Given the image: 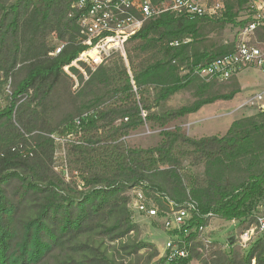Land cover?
I'll return each mask as SVG.
<instances>
[{
    "label": "trees",
    "instance_id": "16d2710c",
    "mask_svg": "<svg viewBox=\"0 0 264 264\" xmlns=\"http://www.w3.org/2000/svg\"><path fill=\"white\" fill-rule=\"evenodd\" d=\"M164 2L151 0L155 7ZM243 6L226 0L218 16L162 13L147 20L128 40L125 60L116 54L94 72L87 69V80L71 68L78 76L73 94L63 67L83 47L76 18L68 17L71 0H0V264H151L158 250L138 240L127 208L136 187L161 210L191 199L202 216L252 221L264 191V109L233 121L223 136L167 130L239 93L236 76L206 82L194 72L233 52L236 37L224 35L247 24ZM53 34L65 45L51 57ZM255 35L264 44V27ZM181 91L191 94L189 106L156 112ZM85 113L91 114L80 121L83 144L67 150L70 169L80 167L88 186L78 192L53 171L48 136L75 131ZM146 125L161 129L160 143L128 147L125 139ZM185 163L201 173L187 177ZM212 247L207 258L193 250L180 264H250L257 250L256 263L264 264L261 241L244 255L234 245Z\"/></svg>",
    "mask_w": 264,
    "mask_h": 264
},
{
    "label": "built area",
    "instance_id": "2783aa9c",
    "mask_svg": "<svg viewBox=\"0 0 264 264\" xmlns=\"http://www.w3.org/2000/svg\"><path fill=\"white\" fill-rule=\"evenodd\" d=\"M225 1L166 0L160 7H155L151 0H71L68 17L76 18L78 33L75 37L83 50L69 65L63 67V71L78 86L71 68L78 69L82 78L87 80L89 77L87 69L94 72L99 66L107 64L116 54L125 60V46L128 40L147 20L162 13L190 20L214 17L222 14ZM242 1L248 22L239 31L233 52L195 70L194 73L199 79L206 82L211 80L226 82L248 68L264 70V44H260L255 35L257 29L264 27V0ZM52 38L55 48L49 56L54 57L63 49L65 42L57 41L55 34ZM171 45L177 46L178 42ZM262 96L263 94L253 96L239 107L258 106ZM90 114L85 113L81 118H77L75 131L65 136L56 134L48 136L54 145L53 171L59 174L65 183L73 184L78 192H85L88 186L83 180L80 167L70 169L67 150L71 145L83 144L80 141V121ZM119 122L118 120L115 124ZM127 208L134 224L138 225L135 217H140L146 222L159 223L162 226L166 241L153 258L152 264H180L190 257L193 250L207 258L214 249L211 245L215 242L205 235L215 218L211 214L202 216L196 203L191 199L177 208L169 204L168 210H161L145 197L140 187H136L129 192ZM198 217L208 218L207 223L198 224L196 222ZM229 224L233 229V233L229 235L233 243L230 245L229 239L227 243L239 248L243 255L259 241L264 243V213L253 216L252 221L247 217H241L230 221ZM257 256L258 250L252 255L250 264H257Z\"/></svg>",
    "mask_w": 264,
    "mask_h": 264
},
{
    "label": "rangeland",
    "instance_id": "374dc122",
    "mask_svg": "<svg viewBox=\"0 0 264 264\" xmlns=\"http://www.w3.org/2000/svg\"><path fill=\"white\" fill-rule=\"evenodd\" d=\"M242 19H246L247 16L245 11L242 9L241 12ZM248 19V18H247ZM241 30V29H240ZM239 35V31H236V28H231L230 33H226L224 37L232 38L233 36L236 37V41ZM50 40L54 43L52 35L50 36ZM82 68V66H80ZM85 69V68H84ZM78 70V69H77ZM72 75L75 77L78 83V76L71 72ZM241 75H244L245 81V98L250 99L253 96L261 95L262 101L259 102L258 106H246V107H236L240 104L241 100L239 101L236 95L234 99L235 101V108L231 111L233 107H228L227 104L232 101H220L214 103L212 105L204 106L200 111L193 115L186 116L181 118L167 128V130H173L175 127H180L183 134L193 137L199 138L202 136H223L226 133V130L229 128L231 123L237 119L251 116L256 112L264 109V70L260 69H245L243 70ZM239 73V74H240ZM80 74V72H79ZM240 76V75H239ZM242 77V76H241ZM70 78V77H69ZM238 80V75L236 76ZM71 79V78H70ZM73 84L71 86V92L75 93L77 88L76 83L73 79H71ZM10 88L7 86L5 88V92L2 93V100L4 101L6 94H10ZM227 92H229L227 90ZM245 99V100H247ZM244 100V101H245ZM241 102L240 105L243 104ZM193 102V98L191 94L187 91H181L167 101L161 103L159 107L156 109L157 113H163L168 110L178 109L183 106H189ZM239 103V104H238ZM2 104V103H1ZM226 107H225V106ZM231 111V112H230ZM218 114H224L222 117H216ZM207 116H212L209 119H205ZM161 129L157 127H149L144 126L139 128L138 130L130 133V135L125 139V143L130 148H151L158 145L161 141ZM185 167V175L188 176H196L199 175L202 171V168H192L187 163L184 164ZM264 213V191L261 195L260 199L255 203L253 209V216L259 215ZM135 220L138 222L139 226V236L138 240L149 242L154 244L157 250H160L163 247L164 242L166 241V237L162 232V226L159 223H150L142 220L140 217H135ZM233 233V229L229 222H224L218 219H214L211 221V228L209 229L208 233H206L205 237H207L212 242H215L218 247L222 250H227L230 245L227 243V239H229V235ZM152 264V262H151Z\"/></svg>",
    "mask_w": 264,
    "mask_h": 264
},
{
    "label": "crops",
    "instance_id": "0c3cea01",
    "mask_svg": "<svg viewBox=\"0 0 264 264\" xmlns=\"http://www.w3.org/2000/svg\"><path fill=\"white\" fill-rule=\"evenodd\" d=\"M242 73H240V74H238V83H239V89H240V91H239V93L237 94V96H238V100L240 101L241 100V102L242 101H244L245 99H247V98H245V81H244V78H245V76L244 75H241ZM240 75V76H239ZM242 76V77H241ZM235 101H236V99H233L232 101H230L228 104H227V106L228 107H233L232 109H231V111L235 108ZM241 102H240V104H241ZM239 104V103H238ZM240 104L238 105V106H236V107H238L239 108V106H240ZM225 106V105H224ZM264 106V105H263ZM226 107V106H225ZM200 111V110H199ZM230 111V112H231ZM193 115V114H192ZM224 114H218V115H216V117H222ZM212 116H207L205 119H209V118H211ZM228 130V129H227ZM226 130V131H227ZM212 136V135H211Z\"/></svg>",
    "mask_w": 264,
    "mask_h": 264
},
{
    "label": "water",
    "instance_id": "95a60500",
    "mask_svg": "<svg viewBox=\"0 0 264 264\" xmlns=\"http://www.w3.org/2000/svg\"><path fill=\"white\" fill-rule=\"evenodd\" d=\"M229 243L232 244L233 243V239L229 238Z\"/></svg>",
    "mask_w": 264,
    "mask_h": 264
}]
</instances>
